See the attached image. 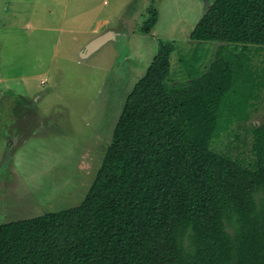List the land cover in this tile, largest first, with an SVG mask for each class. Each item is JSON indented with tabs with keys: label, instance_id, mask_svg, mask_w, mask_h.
I'll list each match as a JSON object with an SVG mask.
<instances>
[{
	"label": "trees",
	"instance_id": "1",
	"mask_svg": "<svg viewBox=\"0 0 264 264\" xmlns=\"http://www.w3.org/2000/svg\"><path fill=\"white\" fill-rule=\"evenodd\" d=\"M190 38L212 56L175 81L160 42L83 201L0 223V264H264V121L248 161L214 146L262 99L264 0H212Z\"/></svg>",
	"mask_w": 264,
	"mask_h": 264
},
{
	"label": "rangeland",
	"instance_id": "2",
	"mask_svg": "<svg viewBox=\"0 0 264 264\" xmlns=\"http://www.w3.org/2000/svg\"><path fill=\"white\" fill-rule=\"evenodd\" d=\"M154 4L159 16L147 34L152 0H0V223L83 201L124 101L154 58L147 51L156 47L144 39L156 52L160 42L173 44L175 81L182 62L212 56V42L190 38L204 1ZM105 16L112 37L96 42L103 30L91 28ZM263 60L264 50L253 52L254 64ZM261 96L249 120L214 141L216 149L251 159L247 128L264 121V90Z\"/></svg>",
	"mask_w": 264,
	"mask_h": 264
},
{
	"label": "crops",
	"instance_id": "3",
	"mask_svg": "<svg viewBox=\"0 0 264 264\" xmlns=\"http://www.w3.org/2000/svg\"><path fill=\"white\" fill-rule=\"evenodd\" d=\"M203 1V0H202ZM147 4H148V2H147ZM143 5V8H145V6L146 7H148L149 5ZM159 13V12H158ZM142 15H143V13H141ZM144 16H145V14H144ZM107 16H105L104 17V19H102V18H99L98 19V21H97V24H98V26H96V27H94V28H91V32H97L98 30H103V28L104 27H106L107 26V24L109 23V17L110 16H108L107 18H106ZM147 17V16H146ZM159 21V20H158ZM193 30V29H192ZM191 30V31H192ZM112 31V29H107V30H103V33H101V34H99L97 37H95L96 38V41L98 40V39H100V38H104L103 40H106V39H108V38H111L112 36H111V32ZM191 31H190V33H191ZM143 37H146V36H144L143 35ZM94 38V39H95ZM94 39H92V40H94ZM91 40V41H92ZM145 41H144V44L147 46H149V45H152L154 48L156 47L157 48V46L155 45V44H153V42H149V40L148 39H144ZM152 43V44H151ZM156 48L154 49V52L152 53L150 50L149 51H147V54H149L150 53V55H152L151 56V58L156 54ZM148 56V55H147ZM149 57V56H148ZM151 58H150V61H151ZM4 75H6V74H1V77H3ZM6 77H7V75H6ZM1 80V79H0ZM42 80H45V82L43 83V84H45L46 82H47V80L46 79H41V81H40V84H42L41 82H42ZM3 95V94H2Z\"/></svg>",
	"mask_w": 264,
	"mask_h": 264
},
{
	"label": "water",
	"instance_id": "4",
	"mask_svg": "<svg viewBox=\"0 0 264 264\" xmlns=\"http://www.w3.org/2000/svg\"><path fill=\"white\" fill-rule=\"evenodd\" d=\"M204 1V4H205V12H207L209 10V7H210V0H203ZM104 38H100L98 39L96 42H100V41H103ZM93 47L92 45H90L88 48H91ZM0 94H1V91H0Z\"/></svg>",
	"mask_w": 264,
	"mask_h": 264
},
{
	"label": "built area",
	"instance_id": "5",
	"mask_svg": "<svg viewBox=\"0 0 264 264\" xmlns=\"http://www.w3.org/2000/svg\"><path fill=\"white\" fill-rule=\"evenodd\" d=\"M45 82V80H42V82L41 83H44Z\"/></svg>",
	"mask_w": 264,
	"mask_h": 264
}]
</instances>
